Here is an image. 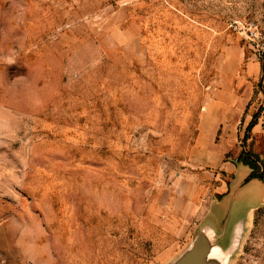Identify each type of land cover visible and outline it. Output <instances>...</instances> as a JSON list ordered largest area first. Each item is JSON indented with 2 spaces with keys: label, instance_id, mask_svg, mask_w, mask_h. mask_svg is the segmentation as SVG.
I'll return each mask as SVG.
<instances>
[{
  "label": "rangeland",
  "instance_id": "obj_1",
  "mask_svg": "<svg viewBox=\"0 0 264 264\" xmlns=\"http://www.w3.org/2000/svg\"><path fill=\"white\" fill-rule=\"evenodd\" d=\"M251 22L264 0H0V264H172L207 224L234 244L264 200ZM243 75L246 110L219 112ZM242 150L263 179L241 162L219 199ZM228 264H264V203Z\"/></svg>",
  "mask_w": 264,
  "mask_h": 264
},
{
  "label": "crops",
  "instance_id": "obj_2",
  "mask_svg": "<svg viewBox=\"0 0 264 264\" xmlns=\"http://www.w3.org/2000/svg\"><path fill=\"white\" fill-rule=\"evenodd\" d=\"M260 68L259 62L252 61L247 64V76L251 74H255ZM246 75L243 76H238L237 80L233 79V82L223 90L219 91V94L216 96L217 99L213 100L215 103V106L218 108L217 110L221 113H231V114H238V113H243L247 105L249 103V100L251 99L252 96V91L248 90L247 88L243 87L244 81L247 79ZM218 93V92H217ZM238 159V158H237ZM231 160L232 166H229L227 168H223V172L225 173H230L231 178L228 179L229 185L226 186V188L220 192V197L219 199H224V197L231 192V184L235 181V172L238 169V166L240 165L241 162H238V160ZM219 199H216L214 201H217ZM251 205H249L248 210L246 211L245 217H240L237 222L235 223V226L232 231L233 239L234 237L239 233L244 231L245 227V222L247 220L251 219L253 216L254 212L261 207V205L264 203V200L261 199L260 204L257 205L258 201L255 199V201H252ZM206 226L211 227L216 235L220 238L224 231H219L217 227L211 226L207 224ZM221 228V227H220ZM219 228V229H220ZM222 230V229H221ZM229 246V245H228Z\"/></svg>",
  "mask_w": 264,
  "mask_h": 264
},
{
  "label": "water",
  "instance_id": "obj_3",
  "mask_svg": "<svg viewBox=\"0 0 264 264\" xmlns=\"http://www.w3.org/2000/svg\"><path fill=\"white\" fill-rule=\"evenodd\" d=\"M240 235L241 232L234 237V244L223 248L214 230L204 226L172 264H228V258Z\"/></svg>",
  "mask_w": 264,
  "mask_h": 264
},
{
  "label": "clouds",
  "instance_id": "obj_4",
  "mask_svg": "<svg viewBox=\"0 0 264 264\" xmlns=\"http://www.w3.org/2000/svg\"><path fill=\"white\" fill-rule=\"evenodd\" d=\"M7 64L15 63V60L12 57L6 58ZM14 231L19 233L17 239V247L21 249V252L24 256H26L29 260L34 261V250L36 248V244L34 242L35 231L32 226L27 223L22 222H13L12 225Z\"/></svg>",
  "mask_w": 264,
  "mask_h": 264
},
{
  "label": "built area",
  "instance_id": "obj_5",
  "mask_svg": "<svg viewBox=\"0 0 264 264\" xmlns=\"http://www.w3.org/2000/svg\"><path fill=\"white\" fill-rule=\"evenodd\" d=\"M246 37L255 56L257 58L264 57V29L258 24L251 22L247 26Z\"/></svg>",
  "mask_w": 264,
  "mask_h": 264
},
{
  "label": "trees",
  "instance_id": "obj_6",
  "mask_svg": "<svg viewBox=\"0 0 264 264\" xmlns=\"http://www.w3.org/2000/svg\"><path fill=\"white\" fill-rule=\"evenodd\" d=\"M258 117V115H255L254 116V119H256ZM253 121L251 122L250 126L251 125H254L253 124ZM248 138V136H245V140ZM238 162H242L246 165H249L252 169V175L251 177L253 178H260V179H263V176L261 174H259L258 172H256V162L255 160L252 158V156L248 155L247 152L245 150H242L240 155L238 156Z\"/></svg>",
  "mask_w": 264,
  "mask_h": 264
}]
</instances>
